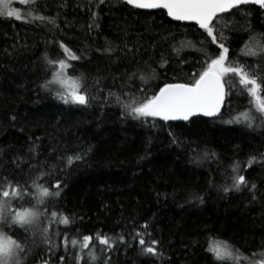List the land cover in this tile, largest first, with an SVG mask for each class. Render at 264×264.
Returning a JSON list of instances; mask_svg holds the SVG:
<instances>
[{
  "label": "trees",
  "instance_id": "obj_1",
  "mask_svg": "<svg viewBox=\"0 0 264 264\" xmlns=\"http://www.w3.org/2000/svg\"><path fill=\"white\" fill-rule=\"evenodd\" d=\"M41 3L36 11L31 4L11 0L26 18L31 19L29 13L42 14L54 18L55 25L0 18V177L27 186L33 180L44 187L59 182L61 195L49 198L48 206L69 215L72 224H53L52 233L66 232L79 240L92 235L96 254L110 257V264H216L207 250L212 240L230 242L248 258L227 264L251 260L258 264L264 259L260 255L264 253V162L250 167L246 163L250 156L259 160L264 154V125L259 120L253 128L225 122L249 109L259 115L238 78H231L233 87L219 115L190 121L133 119L124 114L115 96H109V92L123 93L121 100L127 103L128 94L137 99L150 96L164 83L176 82L173 77L189 80L205 66L199 44L206 37L203 30L194 23L171 20L163 10L148 13L119 0L98 9L92 5L99 28H89L93 22L88 0ZM233 13L223 14L236 22L231 31L225 30L229 61L256 68L258 58L242 52L249 30L264 33V8L247 4ZM108 42L116 49L111 54L103 53ZM181 42L191 46H183L177 56L172 46L181 48ZM60 43L80 57L69 61L68 74L83 77L86 105L65 104L57 96L64 91L60 84L41 87L52 79L45 55L66 59ZM162 54L168 60L164 68L158 66ZM145 61L156 68L154 78L149 72L146 83L128 80L124 74L143 67ZM205 152L215 156L204 159ZM75 154H82V159L68 165L67 157ZM236 163L249 182L239 191L231 189ZM225 187L231 190L226 192ZM29 203V199L15 201L25 207ZM97 233L116 243L111 249L100 246ZM24 236L31 249L25 264L48 259L47 246L38 235L35 243L30 233ZM140 236L146 243L158 241L159 255H143ZM53 239L61 244L59 237ZM73 252L78 253L79 246L65 252L61 244L51 253L53 264L60 255L73 264Z\"/></svg>",
  "mask_w": 264,
  "mask_h": 264
},
{
  "label": "snow or ice",
  "instance_id": "obj_2",
  "mask_svg": "<svg viewBox=\"0 0 264 264\" xmlns=\"http://www.w3.org/2000/svg\"><path fill=\"white\" fill-rule=\"evenodd\" d=\"M119 2L130 6L132 9L143 10L148 13L163 10L171 20L194 23L206 34L205 39L199 41L200 47L203 49L202 55L205 57V66L198 73H193L189 80L179 82L173 77L176 82L164 83L150 96L142 95L140 99H137L134 93L128 94L129 102L127 103L121 100L123 93L117 95L109 92V96L116 97V102L122 106L125 115L133 119L147 120V118H152L164 122L190 121L196 116L215 117L219 115L225 97L233 87L230 82L231 78L236 77L241 90L252 97L251 103L254 105L255 113L259 115L257 116L249 109L225 122L243 123L247 127L253 128L256 121L259 120L260 124L264 125V98L261 96V93H264V33H252L249 30L248 41L245 43L242 52L245 56L257 57L258 67L252 68L250 64L240 61L230 62L229 48L225 43L228 40L225 30L231 31L236 22L228 20L227 16L223 15L234 14L233 10L239 11L241 5L256 4L264 8V0H119ZM21 3L33 5L36 11L43 7L41 0H21ZM92 5L97 9L101 5L110 6V0H88L87 6L93 22L88 27L91 28L94 25L99 28V24L96 22L98 12L93 11ZM28 15L31 19L22 15L19 9L13 8L11 0H0V18L24 20L27 23L34 20L46 21L55 25V19L50 16L32 13ZM56 26L58 27V25ZM161 38L168 39L166 36ZM211 45H216V49H211ZM183 46H191V42H188L187 45L181 42V48L172 46L177 56H179ZM59 47L63 50L66 59H56L45 55L44 61L50 69L48 75H51L52 79L46 81L41 87L48 89L49 85L53 83L60 84L64 87V91L57 92V96L65 104L86 105L89 102V97L83 91V77H74L68 74V70L72 67L69 61L78 60L80 57L64 43H60ZM114 51L116 49L112 47L111 42H108L103 48L105 54H111ZM128 51L132 50L129 49ZM167 64L168 60L162 54L158 66L164 68ZM72 71L75 69L73 68ZM149 72L153 74L154 78L156 68L145 61L143 67L138 65L135 71L126 72L124 75L130 81L139 78L141 82L146 83V76ZM96 83L99 84V80ZM226 86L228 91H226ZM11 119L15 120L16 117L12 116ZM32 150L34 149L30 148V151ZM209 155L215 156V153L205 152L203 158L207 159ZM80 159H82V154L69 156L67 157V164L71 165L74 160ZM257 162H264V154H261L259 160L256 155H252L246 163L250 167ZM233 172L236 175L232 177L231 189L239 191L242 186H249L245 176L239 174V163L233 165ZM42 175L49 174L44 173ZM255 187L254 183L251 184V188L254 189ZM231 189L225 187L224 191L227 192ZM61 190L59 182L54 186L49 184L48 187H44L37 180H33L32 185L27 186L21 185L19 181L10 180L8 177H0V264H25L31 249L24 243V240L27 239L24 233L32 235L33 243H35V236L38 235L41 238V243L47 246L49 256L48 259L42 261V264H53L51 253L58 249L61 244L65 252L70 251V248L79 246V252L72 253L73 264H110V257L102 259L96 254L92 247V235H82V240H79L78 238H69L66 232L56 231L52 233L53 224L66 227L72 224L69 215L53 211L48 206L49 198H58L61 195ZM25 199H29V206L15 204V201ZM197 199H201L202 202V198L197 197ZM31 201L35 202L31 203ZM46 217L47 223H45ZM144 228L146 229L147 225H144ZM54 236L60 238L61 244L55 242ZM118 239L120 242L124 240L122 236ZM95 240L100 246H107L108 249H111L116 243V241L100 233L95 235ZM138 243L143 255H159L155 247L159 243L158 241L151 240L150 243H146L144 237L140 236ZM85 250H89L87 258L83 255ZM104 250L103 247L100 249L101 252ZM207 250L213 256L216 264H227V261L235 260L240 255L230 242L220 240H212ZM260 255L264 257V253ZM55 264H67L66 257L64 255L57 256ZM249 264H257V262L251 260ZM259 264H264V259Z\"/></svg>",
  "mask_w": 264,
  "mask_h": 264
},
{
  "label": "rangeland",
  "instance_id": "obj_3",
  "mask_svg": "<svg viewBox=\"0 0 264 264\" xmlns=\"http://www.w3.org/2000/svg\"><path fill=\"white\" fill-rule=\"evenodd\" d=\"M13 8H16V9L21 10L20 7H13ZM45 223H46V222H45ZM69 238H71V237H69ZM238 258H242V259H245V260L248 259L246 256H244V254H240L236 259H238ZM38 264H39V263H38ZM40 264H42V263H40ZM258 264H259V262H258Z\"/></svg>",
  "mask_w": 264,
  "mask_h": 264
},
{
  "label": "water",
  "instance_id": "obj_4",
  "mask_svg": "<svg viewBox=\"0 0 264 264\" xmlns=\"http://www.w3.org/2000/svg\"><path fill=\"white\" fill-rule=\"evenodd\" d=\"M184 23H190V22H184ZM224 104H225V101H224V103H223V105L221 107V110L223 109Z\"/></svg>",
  "mask_w": 264,
  "mask_h": 264
}]
</instances>
